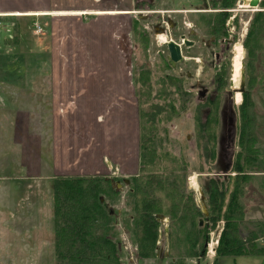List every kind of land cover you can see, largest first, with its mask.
Here are the masks:
<instances>
[{
	"label": "trees",
	"instance_id": "trees-1",
	"mask_svg": "<svg viewBox=\"0 0 264 264\" xmlns=\"http://www.w3.org/2000/svg\"><path fill=\"white\" fill-rule=\"evenodd\" d=\"M236 1L213 0L211 6L218 4V11L199 15L200 27L207 36L228 39L225 22L230 16L228 10ZM259 6L264 9V0H260ZM233 23L237 26L236 16ZM261 41H264V11L254 12L242 42L245 85L236 107L237 149L222 178H207L202 189L206 215L195 204L193 192L187 189L186 160L164 146L168 132L163 123L177 117L190 96V90L184 86L187 78L178 74V65L172 68L167 61L166 72L157 77L159 87L154 94H151L150 71L140 70L131 77L136 98L139 168L130 177L129 186L133 196L131 231L138 258L157 257L158 230L161 219L166 217V256L171 259L170 264H191L187 259L203 257L209 229L219 221H223V227L212 264H229V261L235 264L237 257L251 254L260 255L261 264L264 263V219H245V199H252L255 193L250 192L252 181L257 183L259 203H264V137L259 138L261 130H258L264 125L257 120V117L264 118V114L255 111L251 99L254 83L259 78L264 81L258 75L261 73L258 68L264 63ZM224 75L222 68L212 75V96L206 93L200 96L196 92V146L208 164L216 160L223 93L232 94ZM256 86V90L264 92V85ZM102 195L114 198L117 192L110 180L100 175L57 176L52 180L55 264H121L118 240L110 236L109 213Z\"/></svg>",
	"mask_w": 264,
	"mask_h": 264
},
{
	"label": "crops",
	"instance_id": "crops-1",
	"mask_svg": "<svg viewBox=\"0 0 264 264\" xmlns=\"http://www.w3.org/2000/svg\"><path fill=\"white\" fill-rule=\"evenodd\" d=\"M139 8L138 0H0V55L10 53L4 69L47 70L0 76V190L26 193L25 206L36 200L35 214L43 211V187L48 203L57 176L106 175L110 164L123 175L136 172L132 78L114 56V37L129 30ZM254 10L264 11L259 4ZM34 22L41 27L36 38ZM84 69L92 73L81 75Z\"/></svg>",
	"mask_w": 264,
	"mask_h": 264
},
{
	"label": "rangeland",
	"instance_id": "rangeland-1",
	"mask_svg": "<svg viewBox=\"0 0 264 264\" xmlns=\"http://www.w3.org/2000/svg\"><path fill=\"white\" fill-rule=\"evenodd\" d=\"M241 4L242 0L235 2V5L230 9V17L225 22V27L228 26V42L226 44H224V38H218L216 40L212 36H207L202 27H200L201 22L199 20L202 19L199 16L200 13L191 12L194 10L197 11L201 7H203L202 9L205 8L206 12L204 14L218 11V4L212 7L208 0H138V6L141 7L139 11L142 13L135 14V18L131 19L129 30L123 28L121 31L115 32L117 33L114 37V46L117 52L114 54L116 60L121 62L125 72L130 73L129 76L132 78L134 75H138L140 70L150 71L151 94H154V91L159 87L158 83H156L157 77L166 72L164 68L166 67V61H168V51L165 42L172 40L180 45L179 38L182 34L185 35V39L192 42V45L187 47L181 44V52L184 59L176 63L178 65V74L187 78L184 86L190 90V96L187 97L185 107L183 110H179L177 117H173L171 121L163 123L168 132L164 146L174 155L186 160L188 173L187 189L193 192L194 202L200 209L203 208L201 196L203 187H206L207 178L210 176L222 178L229 166L234 151L237 149L235 148L236 136L234 133V125L237 116L236 107L240 103L241 95L239 94L240 100H237L234 94L235 92L233 93L235 89L232 88L231 84L232 47L237 42L242 45L249 28V22L255 11L251 7L242 8L240 7ZM259 9H261L260 6ZM234 16L237 18V26L235 23H233V26L231 25V19ZM134 22H136L135 25L132 24ZM22 25L24 29L22 30L25 31L26 26L24 24ZM32 29L34 30V24ZM40 33H34V38L37 35L40 36ZM233 36H235V39L232 42ZM162 38H164V41ZM144 39L147 41H144ZM30 40L31 38H28L25 42L31 43ZM219 42L222 46H220ZM263 42L261 41L262 46H264ZM217 52L219 55L216 59ZM9 54L7 55L9 56ZM7 55H0V76L5 75V72L6 74L9 72L13 76L22 77H41L47 73L46 69L41 68L30 70L26 68L4 69L5 64L9 61ZM244 57L245 48H243L242 69H244ZM219 64L222 65L221 68L224 71V76L229 80L232 94L223 93L216 160L208 164L204 162L203 157H201L202 154L196 146L195 138L197 127L196 121L194 120V109L198 101L196 92L204 91V94L206 93L210 96L214 94L210 78L212 79V75L218 71ZM263 67L264 63L262 67L258 68V72H261L258 75L264 80ZM84 70L88 72H83ZM84 70L79 71L80 73L82 72L81 75H89L92 73L89 69ZM175 74L177 75V73ZM131 83L134 92V82ZM254 84V89L251 91L254 109L258 114H264V103L261 101V99L264 100V92L259 91V89L256 90V85L262 86L264 85V81L259 78ZM133 97V101L135 102V95ZM257 120L259 124L264 125V118L257 117ZM258 130H261L259 138L263 139L264 136L262 133H264V128L260 127ZM160 133L162 134L161 131ZM117 167L120 166L110 164L109 169H107V174L100 176L109 179L112 188L117 192V196L114 198H109L105 195H102L101 198L109 213L108 224L110 236L118 240L121 264H170L171 259L166 256L168 251V240L166 237L168 218L166 217L161 219L158 230V239L156 242L158 246L157 257L149 259H140L137 257L136 245L131 231L133 196L130 193L129 179L138 172L139 163L136 172L130 175H123ZM192 177L195 180L194 184L192 183ZM252 182L254 185L250 192L252 193L254 190L256 194L252 193V199H245L246 221L264 219V203L261 201L259 203L258 197H256L258 192L257 183L255 181ZM42 193L40 195L41 198L38 200L43 202V211H40L39 214L36 213V215L34 212V203L36 205V200L34 203L29 204L30 207L25 206L28 201L26 193L14 192L8 187L3 188L2 191L0 190V264H55L53 254L52 182L49 186L48 203L45 186L43 187ZM16 202L18 206L14 207L13 205ZM10 204V208L6 207V205ZM202 210L205 211L204 209ZM32 218V221L23 224V220H30ZM18 219L21 221H18ZM222 227L223 221H219L215 227L209 229V239L206 245L208 247L206 248L204 256L199 259L189 258L187 259L189 263L212 264L215 254L213 246L215 248L216 243H218V237ZM210 244L212 249L209 251ZM259 259L261 257L254 254L253 258L249 257L247 259L248 264H259ZM228 263L232 264L230 261Z\"/></svg>",
	"mask_w": 264,
	"mask_h": 264
},
{
	"label": "water",
	"instance_id": "water-1",
	"mask_svg": "<svg viewBox=\"0 0 264 264\" xmlns=\"http://www.w3.org/2000/svg\"><path fill=\"white\" fill-rule=\"evenodd\" d=\"M259 1L260 0H251L249 2V6L253 9H255V8H257ZM183 45L187 47V46L191 45V42H189L188 40H186L184 38L183 39ZM165 46H166L167 51H168V64L171 67H174L177 62H181L184 59L182 56V52H181V45L175 43L172 40H169L168 42L165 43ZM244 77H245L244 69H242L238 87L234 90V92H238L239 94H241L244 91V85H245ZM201 95H202V93H201ZM203 213L206 215L207 211H203ZM200 223H201V221H200Z\"/></svg>",
	"mask_w": 264,
	"mask_h": 264
},
{
	"label": "bare ground",
	"instance_id": "bare-ground-1",
	"mask_svg": "<svg viewBox=\"0 0 264 264\" xmlns=\"http://www.w3.org/2000/svg\"><path fill=\"white\" fill-rule=\"evenodd\" d=\"M250 1L251 0H242V4L240 5V7L250 8L249 6ZM162 40L164 41V38H162ZM242 58H243V47L239 42H237L232 47V58H231V67H232L231 84H232L233 89L237 88L238 81L240 80V75L242 71ZM234 94L237 97V100H240L239 93L235 92ZM192 183L193 184L195 183V180L193 177H192Z\"/></svg>",
	"mask_w": 264,
	"mask_h": 264
},
{
	"label": "flooded vegetation",
	"instance_id": "flooded-vegetation-1",
	"mask_svg": "<svg viewBox=\"0 0 264 264\" xmlns=\"http://www.w3.org/2000/svg\"><path fill=\"white\" fill-rule=\"evenodd\" d=\"M212 1L213 0H208V2L210 3V5H211V3H212ZM217 0H215V2H216ZM203 7H201V8H199L197 11L196 10H194V11H191V12H197V13H200V14H204L206 11H205V8L204 9H202ZM229 12H231L230 10H228ZM230 17V16H229ZM228 17V18H229ZM235 17V16H234ZM234 17L231 19V25L233 26L234 24H233V19H234ZM226 30H228V26H226ZM183 37V38H182ZM185 38V35H180V38H179V41H180V45L182 44L183 45V39ZM186 40H188V39H186ZM189 41V40H188ZM224 41V44H226L227 42H228V39H224L223 40ZM190 42V41H189ZM232 42H233V39H232ZM219 44H220V46H222V44L219 42ZM191 45H192V42H191ZM190 45V46H191ZM184 46V45H183ZM218 55H219V53L217 52L216 53V59H217V57H218ZM168 62V61H167ZM177 64H175V66H176ZM174 66V67H175ZM219 66V68H218V70L221 68V64H219L218 65ZM174 67H172V68H174ZM210 80H211V84L213 83V80L214 79H211L210 78ZM193 84V83H192ZM231 88V87H230ZM201 93H202V95H201ZM233 93H234V91H233ZM199 94H200V96H203L204 95V91H199ZM241 95V94H240Z\"/></svg>",
	"mask_w": 264,
	"mask_h": 264
},
{
	"label": "built area",
	"instance_id": "built-area-1",
	"mask_svg": "<svg viewBox=\"0 0 264 264\" xmlns=\"http://www.w3.org/2000/svg\"><path fill=\"white\" fill-rule=\"evenodd\" d=\"M41 32V27H40V25H38V24H34V33H40ZM212 244V243H211ZM211 244H210V246H209V251H210V249H212V247H211ZM217 244V243H216ZM208 247V246H207ZM213 249H214V246H213Z\"/></svg>",
	"mask_w": 264,
	"mask_h": 264
}]
</instances>
